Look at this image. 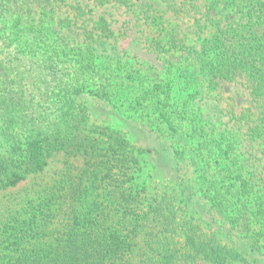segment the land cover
<instances>
[{
  "label": "trees",
  "instance_id": "trees-1",
  "mask_svg": "<svg viewBox=\"0 0 264 264\" xmlns=\"http://www.w3.org/2000/svg\"><path fill=\"white\" fill-rule=\"evenodd\" d=\"M197 1L205 12L192 45L152 19L153 46L192 57L187 109L192 138H202L192 163L202 166L192 184L197 204L184 214L177 195L137 186L136 150L119 131L90 122L77 101L86 94L112 103L119 94L110 63L120 67L125 56L104 8L148 17L149 7L0 0V192L64 159L51 186L6 206L0 264L264 262V0Z\"/></svg>",
  "mask_w": 264,
  "mask_h": 264
},
{
  "label": "rangeland",
  "instance_id": "rangeland-1",
  "mask_svg": "<svg viewBox=\"0 0 264 264\" xmlns=\"http://www.w3.org/2000/svg\"><path fill=\"white\" fill-rule=\"evenodd\" d=\"M140 1L144 7H149L148 17L138 15V10L132 14L117 6L104 8L118 50L125 56L120 67L115 60L110 63L113 65L110 71L119 86L118 96L112 103H104L86 94L78 96L77 101L85 105L90 122L119 131L136 150L141 168L135 174L137 186L145 187L152 194L177 195V203L188 204L184 214H189L192 213V205L197 204L196 197L192 196V184L197 183L196 177L201 174L202 166L199 163L195 167L192 163V157L200 151L199 141L202 138H192V110L187 109V106L192 109L194 91L192 57L180 50H169L168 46L162 49L153 46L151 41L156 34L152 19H159L164 26H172L179 40L192 45L195 21H203L205 10L198 8L201 3L197 0ZM192 4L196 7H192ZM166 32L161 35L164 37ZM165 39H168L167 35ZM139 77L148 79L144 88L138 86ZM159 85L165 92L155 88ZM176 111L182 113L180 117ZM220 134L221 130H216L212 136L218 137ZM202 151L207 154L206 149ZM63 164L61 155L53 157L48 160L42 173L28 178L13 189L0 192V216L5 213L6 206L17 204L26 194L41 193L51 186ZM195 210L200 212L199 216L194 215L196 218L207 220L203 210L198 206H195ZM243 264L254 263L249 260V263Z\"/></svg>",
  "mask_w": 264,
  "mask_h": 264
}]
</instances>
